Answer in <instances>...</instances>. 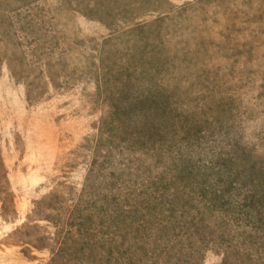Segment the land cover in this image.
I'll list each match as a JSON object with an SVG mask.
<instances>
[{
  "label": "rangeland",
  "instance_id": "obj_1",
  "mask_svg": "<svg viewBox=\"0 0 264 264\" xmlns=\"http://www.w3.org/2000/svg\"><path fill=\"white\" fill-rule=\"evenodd\" d=\"M228 169L264 194V0H0V264H264Z\"/></svg>",
  "mask_w": 264,
  "mask_h": 264
},
{
  "label": "trees",
  "instance_id": "obj_2",
  "mask_svg": "<svg viewBox=\"0 0 264 264\" xmlns=\"http://www.w3.org/2000/svg\"><path fill=\"white\" fill-rule=\"evenodd\" d=\"M229 155H227L228 157ZM230 162L235 161L236 157H228ZM231 169L226 170L225 175L227 174V178H225V210H229V214L232 213L235 215L236 214H242V212H247L250 210H256L258 213V217L257 219L261 220V215H262V211L264 210V200H261V198H264V194L262 192H259L257 189L251 188V189H245L244 187H246V184H239L236 179V176H234L233 180L230 179V176L228 174V172L230 174H234L231 172ZM243 188V190H239L240 188ZM239 188V189H237ZM237 190H239V192L237 193ZM213 192L216 193V190H213ZM254 198H257L256 201H254ZM218 201V202H217ZM221 200L216 197L213 200L209 199V203L211 205H221ZM219 203V204H218ZM228 211L225 214L226 216L229 215ZM231 214V216H232ZM229 217V216H228ZM257 219H253V222L255 223V221ZM261 225H259L258 227H260ZM257 227V226H256Z\"/></svg>",
  "mask_w": 264,
  "mask_h": 264
}]
</instances>
